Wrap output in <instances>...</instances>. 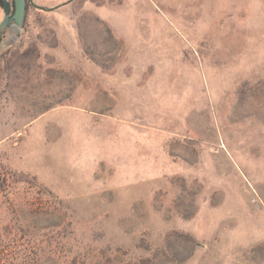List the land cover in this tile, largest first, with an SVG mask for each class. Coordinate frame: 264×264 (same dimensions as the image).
I'll return each instance as SVG.
<instances>
[{"label": "rangeland", "instance_id": "rangeland-1", "mask_svg": "<svg viewBox=\"0 0 264 264\" xmlns=\"http://www.w3.org/2000/svg\"><path fill=\"white\" fill-rule=\"evenodd\" d=\"M33 2L0 34V264H264V0Z\"/></svg>", "mask_w": 264, "mask_h": 264}, {"label": "water", "instance_id": "water-1", "mask_svg": "<svg viewBox=\"0 0 264 264\" xmlns=\"http://www.w3.org/2000/svg\"><path fill=\"white\" fill-rule=\"evenodd\" d=\"M32 5L35 9L45 12H51L60 6H55L51 8H46L41 5H37L33 2V0H13V11L12 4L9 0H4L2 11H3V19L0 23V34L1 31L10 26L20 27L25 17L27 4Z\"/></svg>", "mask_w": 264, "mask_h": 264}, {"label": "crops", "instance_id": "crops-1", "mask_svg": "<svg viewBox=\"0 0 264 264\" xmlns=\"http://www.w3.org/2000/svg\"><path fill=\"white\" fill-rule=\"evenodd\" d=\"M36 1H37L36 3H43L44 2V0H36ZM3 16H4V14H3V11H2V7L0 6V23H1L2 19H3ZM11 27L12 26L8 27L7 29L9 30V28H11Z\"/></svg>", "mask_w": 264, "mask_h": 264}, {"label": "trees", "instance_id": "trees-1", "mask_svg": "<svg viewBox=\"0 0 264 264\" xmlns=\"http://www.w3.org/2000/svg\"><path fill=\"white\" fill-rule=\"evenodd\" d=\"M3 2H4V0H0V6L1 7L3 6ZM11 4H12V11H13V1L11 2Z\"/></svg>", "mask_w": 264, "mask_h": 264}]
</instances>
